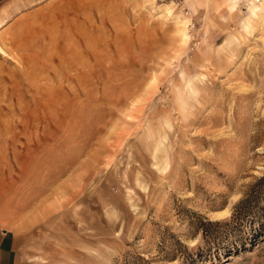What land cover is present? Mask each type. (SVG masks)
Returning a JSON list of instances; mask_svg holds the SVG:
<instances>
[{
  "label": "rangeland",
  "instance_id": "374dc122",
  "mask_svg": "<svg viewBox=\"0 0 264 264\" xmlns=\"http://www.w3.org/2000/svg\"><path fill=\"white\" fill-rule=\"evenodd\" d=\"M0 26L13 264H264V0H10Z\"/></svg>",
  "mask_w": 264,
  "mask_h": 264
},
{
  "label": "crops",
  "instance_id": "0c3cea01",
  "mask_svg": "<svg viewBox=\"0 0 264 264\" xmlns=\"http://www.w3.org/2000/svg\"><path fill=\"white\" fill-rule=\"evenodd\" d=\"M10 0H0V8ZM2 28V27H1ZM4 237L0 236V264H13L12 250L8 244H4Z\"/></svg>",
  "mask_w": 264,
  "mask_h": 264
},
{
  "label": "bare ground",
  "instance_id": "6f19581e",
  "mask_svg": "<svg viewBox=\"0 0 264 264\" xmlns=\"http://www.w3.org/2000/svg\"><path fill=\"white\" fill-rule=\"evenodd\" d=\"M253 1H255L256 3H258L260 0H253ZM254 3H252V5H253ZM260 11V8L258 7V6H253L252 8H251V14H252V16H257L258 15V12ZM0 29H1V26H0ZM0 52L1 53H5L4 52V50H3V48L0 46Z\"/></svg>",
  "mask_w": 264,
  "mask_h": 264
}]
</instances>
